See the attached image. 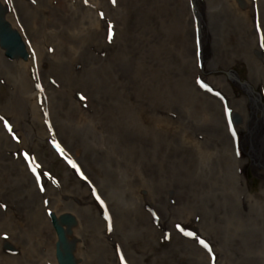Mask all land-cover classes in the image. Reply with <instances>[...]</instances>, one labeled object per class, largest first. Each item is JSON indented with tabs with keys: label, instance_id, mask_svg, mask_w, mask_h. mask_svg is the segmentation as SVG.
I'll use <instances>...</instances> for the list:
<instances>
[{
	"label": "bare ground",
	"instance_id": "1",
	"mask_svg": "<svg viewBox=\"0 0 264 264\" xmlns=\"http://www.w3.org/2000/svg\"><path fill=\"white\" fill-rule=\"evenodd\" d=\"M15 1L17 13L26 20L27 6L20 0ZM161 2L156 3L158 12L153 16L146 13L148 9L141 10V4L149 5L150 1L125 0L121 4L122 17L126 16L128 24L144 38L154 37L158 31V19L165 17L170 20L167 29L176 50L160 45L156 52L141 57L140 62H136L138 51L133 45L128 50L123 47L94 52L92 47L79 49L78 39L84 34L82 29L93 38L109 33L107 21H98L88 6L75 11L69 0H61L56 11L63 16L77 14L82 29L74 31L67 42L57 41L63 49L49 52L35 47L36 17L32 15L26 23L31 35L27 40L16 22L12 6L0 3V19L21 34L25 45V51L12 54L10 59L6 55L8 52L0 47V81L9 95L4 99L10 96L18 98L13 99L15 112L23 115L30 124L34 120L41 125L39 130H30L27 137L20 133V143L29 146L37 155V147H33L32 141L35 145L48 141L53 156L64 163L62 176L57 180L48 178L42 169L37 173L51 199L49 214L62 227L65 242L71 248L63 250L57 236L49 235L46 224L22 228L15 216L13 209L17 201L12 198L23 189L29 196L36 191L32 176L19 165L22 158L17 149L12 150L13 160L5 157L0 149V203L7 204L4 212L0 210V231L8 232L10 239L17 244L25 240L42 247L45 253L40 261L44 263L57 264L54 248L60 250L63 258L73 252V264L80 263V252L93 261L101 257L113 258L108 245L100 246L105 239L122 242V249L128 254L131 264H229L224 256L226 251L233 252V249L223 240V229H220L221 196L227 198L225 210L241 218L244 224L242 231L249 241L259 240L252 238L253 225L250 223H257L253 229L259 232L261 227L258 226H262L261 221L258 223L260 216L264 220V176L261 177V197L256 198L245 185L240 159L232 153L234 144L230 132L248 128L245 142L251 145L253 153H260L264 164V129L259 124L261 122L249 119L245 97L231 92L221 77H213L210 84L215 91L224 93V97L219 95L225 106L219 99L200 92L197 86L201 75L192 46L194 36L190 17L184 13L185 9L181 10L183 0ZM207 4L210 14L213 9ZM182 15L186 20L180 23ZM142 28H146L145 31ZM212 52V56L207 57L204 49L208 64L217 54H224V51ZM43 58L51 60V68L59 70L57 75L63 83L71 82L70 86L60 85L59 92L53 91L52 85L45 80L47 72L42 73L43 80L36 83L37 65ZM171 65L179 81L175 91L164 89L157 83L159 68ZM148 68L157 71L155 77H150L151 87L136 89L138 92L133 95L139 78L146 74ZM19 99L23 100L24 106L18 102ZM225 109L230 110L235 129L225 121ZM178 112L188 124L212 128L199 130L198 134H214L231 148L227 156L229 152L231 154L226 157L225 149L223 154L222 151L211 154L212 146L205 142H202L203 147L195 145L193 139L185 134L187 130H177L175 120H178ZM4 115L11 117L13 127H16V117ZM3 117L0 115V119ZM86 123L90 127L83 130ZM0 130H3L1 120ZM182 137L184 141L181 142ZM220 141L217 146L222 144ZM193 150L206 151L203 162L207 166L216 167L218 163L225 162L218 165L221 170L216 167L218 171L212 176L222 179L226 193L217 188L212 194L203 187L209 171L195 170ZM38 159L36 161L40 160L46 166L44 158ZM258 208L262 214L258 213ZM244 211L247 213L242 214ZM30 217L38 219L40 215L32 212ZM129 234H134V238H129ZM111 235L117 238H111ZM201 240L207 242L210 249L196 244L200 245ZM133 241L138 242L140 250L134 249ZM165 242V246L160 245ZM0 258L5 256L0 255ZM244 260L250 264L258 262L251 256ZM112 263L115 264L114 258Z\"/></svg>",
	"mask_w": 264,
	"mask_h": 264
},
{
	"label": "rangeland",
	"instance_id": "2",
	"mask_svg": "<svg viewBox=\"0 0 264 264\" xmlns=\"http://www.w3.org/2000/svg\"><path fill=\"white\" fill-rule=\"evenodd\" d=\"M20 1L24 6H27L28 9V16L25 17L26 20H23V17L17 13L18 10L15 0H2L0 3H8L12 6L16 22L18 26H20L27 40H29L27 37L31 35L27 30L26 23L29 22L32 15L36 17L34 20V38L36 41L35 47L37 48L48 50L49 52L56 49H63L60 47L61 44L59 42L63 40L67 42L69 37H73L71 34H73L74 31L82 29V25L79 23V16L77 14L63 16V14L56 11V9L60 7L61 0H52V3H50L49 0H35V2H33V0ZM124 1L125 0H114V2L113 0H69L70 7L75 11L88 6V9L92 11L98 21L102 19L107 21L109 29V33H106L101 37L96 35L94 38L91 34L86 33L87 31L82 29L84 34H82L78 39L80 45L78 46L79 49H88L89 47H92V52H94L102 49L104 51H109L111 48L115 49L123 47L124 50H128L130 45H133V47L138 51L136 62H140L141 57L156 52L160 45L169 46L170 49H174V51L176 50L172 42V35L169 34L167 29L170 24V20L168 18L162 17L157 20L158 31L154 34L152 39H148L146 36L144 38L143 34L135 31L128 24L126 16L122 17L123 14L120 13V10L122 7L121 4H123ZM146 1H150L151 3L149 5L142 3L141 10L148 9L146 13L151 16H153V14L156 15L158 12L156 3H160L162 0ZM207 3L211 5L209 8L213 9L210 14L207 12ZM137 8L140 10V6H137ZM181 10H184V13H187L190 17L189 24L194 36L192 39V46L195 49L196 67L198 73L201 75L199 76L197 86L200 89V92L209 95L214 99L217 98L222 102V104H224L220 95H217V93H220L221 96L224 97V93L215 91L214 87L210 84L211 81H214L213 77H221L227 83L228 87H230L231 92H233L236 96L245 97V109L249 113V119L261 122L259 124L263 128L264 0H183ZM185 20L186 19L182 15L180 23H183ZM0 22H3L8 30L15 31L8 23H5L1 19ZM142 29L145 31L146 28ZM15 32L18 34L24 48L25 45L21 34L17 31ZM129 39H132V42L129 41ZM27 44L31 45V43L28 42ZM0 47L3 48L1 43ZM204 49L207 51V57L212 56V50H217L219 52L224 51V54L222 53V56L217 54V57L210 64H208L204 58ZM6 55L9 56L8 59L13 56L8 54ZM45 58H43L37 65L39 68L37 67L36 70V73H38V77H35V80L37 81L36 83L42 81V73L47 72L45 80L47 83L52 85V88H54L53 91L59 92L61 89L59 88L60 85L64 87L70 86L71 82L63 83L62 79L58 76L59 74L57 75L59 70L54 67L51 68V60ZM68 69L70 68L68 67ZM156 74L157 71L155 68H148L146 74L139 78L133 95L137 94V90L147 89L150 84V77H155ZM158 75L159 77L157 78V83H159L160 87L162 86L164 89L175 91V85L179 81L172 72V65L166 67L165 69L161 66L159 68ZM204 84H206L207 87L202 86ZM6 95L9 96L7 94V89L3 86V82L0 81V115L5 116L0 119L3 128V130H0V149L2 148L3 155L8 159L13 158V149H17L20 152L22 160L19 165L32 176V182H34L33 184L36 190L32 196H29V193L23 189L22 193L16 195L15 198H12L17 201V205L13 209V212L23 226L22 228L46 224L48 226L49 235L56 237L57 234L55 233L54 225L58 222H56L49 214V211L51 210V208H49L51 199L49 194L45 191V185H43V183L39 180L37 172L39 169H42L48 178L57 180L62 176L64 163L61 162L59 158L53 156L52 149L48 147V141H40L37 145H35V142L32 141L33 147H37V155L29 146L20 143V133L22 136L27 137L30 134V130H39L41 125L38 121L34 120H32V124H30L23 115L17 114L13 108V99L18 98H12V96H10L7 99H4ZM250 97H252L255 101L252 108L249 106ZM18 102L24 106L22 99H19ZM254 106L255 112L251 113ZM12 110L14 114H12ZM4 114H11L16 117L18 120V122H16V127H13L14 123L11 117ZM205 114L207 116L209 115L207 111ZM260 116L262 117V120H260ZM224 117L225 121L227 122L228 120L229 122L231 118L230 110L225 109ZM176 118L178 119L175 120L177 130H187L185 134L193 139L195 145L203 147L204 145L202 142H205L212 146L209 151L211 154L214 152H221L223 149L226 151V157L231 154V152H229L227 156V152L231 148L218 140L214 134L210 132L208 135L203 136L198 134L199 130L208 131L212 128L207 126L202 128L200 125L188 124L189 122L183 121L180 112H178V116H176ZM85 127H90V125L86 123L82 127L83 130ZM90 130L92 129L90 128ZM247 135H249L248 128H239L236 130L237 144L236 147L233 145L234 150H232V153L236 154L240 159L241 175L244 178L245 185L249 192H251L256 198H260L261 177L264 176V164L261 162L260 153H253L251 151L252 147L245 142ZM182 141H184L183 137L181 139V142ZM218 141L222 143L219 146L216 145ZM7 147L11 148V150L7 151ZM224 151H222V154ZM205 152V150H193V156L195 155V170H198L199 172H202L203 170L209 171V176H204L205 183H203V187L207 188L208 192H212V194L217 190V188L222 189V191L226 193L225 184L221 181L222 179L220 177L213 178L212 176L216 175V171H218L217 168L220 169V166L218 167V165L225 164V162L218 163L216 166L217 168L207 166L203 162V153ZM7 153H9V155H7ZM13 154L17 157L16 152ZM59 156L67 162L60 154ZM38 158H44L46 166H44ZM37 159L39 161H36ZM251 159L253 164H250ZM227 160L230 162L229 158ZM257 164H260L261 166L257 167ZM35 194L36 196H34ZM51 197L54 199V195H51ZM221 199L223 201L221 205L223 210L221 212L222 218L219 219L221 222L220 229H223V240L233 249V252L226 251L227 255L224 256L225 260L229 264H250L246 263L244 258L251 256L254 259H258V262H251L252 264H264V220H261L262 216H260L261 218L258 220V223L260 221L262 222V226H258L261 227L258 229L259 232L256 229H253V226L257 223H250V225H253L251 226V233H253V235H251L252 238L259 239L251 242L249 241L245 231H242V229H244V224L241 218L232 212L230 213L226 211L225 207L227 206V198L221 196ZM58 203L61 205V202ZM6 207V203H0L1 211L4 212ZM259 211L260 208H258V213L262 214V212ZM32 212L39 213L40 217H38V219L30 217ZM246 213L247 211L242 212V214ZM106 223L107 222H105V225ZM133 235L129 234L128 237L133 239ZM62 236V240L58 239V236L56 239L58 241H64L61 242L63 250H65V248H71V246L65 242L66 240L64 234ZM110 237L117 238L114 235H111ZM133 243L135 246L134 249L137 248L140 250L138 242L133 241ZM100 244L99 245L103 248L108 245V248L112 249L115 264H131L128 254L122 249L123 243L119 240L104 239L100 242ZM196 244L199 247L210 249L207 242L206 244L208 247H205L204 244L199 245L198 242H196ZM160 245L165 246L166 242L161 243ZM56 249L57 248H54V257L57 264H73V252L72 255L71 253H67L66 257L63 258L60 250ZM154 249L158 250L159 248L154 247ZM197 249H195V251H197ZM44 253L45 252L42 247L26 243L25 240H21V243L17 244L10 239L8 232L0 231V255L5 256L4 259L0 258V264H47L40 261L44 257ZM80 253L79 257L81 261L79 264H114L112 263V257H101V259L93 261L84 257L82 252ZM109 253H111V251ZM121 257H123V260H121ZM200 259L203 260L204 257L201 256ZM158 263H160V261H158ZM183 263H185V260Z\"/></svg>",
	"mask_w": 264,
	"mask_h": 264
},
{
	"label": "water",
	"instance_id": "3",
	"mask_svg": "<svg viewBox=\"0 0 264 264\" xmlns=\"http://www.w3.org/2000/svg\"><path fill=\"white\" fill-rule=\"evenodd\" d=\"M3 31V30H2ZM1 41L4 45L9 46L11 49L20 48L21 44L19 43V40L15 34L9 33V32H1L0 33ZM58 230V233H60V230Z\"/></svg>",
	"mask_w": 264,
	"mask_h": 264
},
{
	"label": "snow or ice",
	"instance_id": "4",
	"mask_svg": "<svg viewBox=\"0 0 264 264\" xmlns=\"http://www.w3.org/2000/svg\"><path fill=\"white\" fill-rule=\"evenodd\" d=\"M33 2H35V0H33ZM113 2H114V0H113ZM202 86L207 87L206 84H204ZM217 95H219V93H217ZM57 147H59V145H57ZM187 235H194V234L193 233H187ZM200 243L204 244L205 247H208V245L203 240H201ZM121 260H123V257H121Z\"/></svg>",
	"mask_w": 264,
	"mask_h": 264
}]
</instances>
